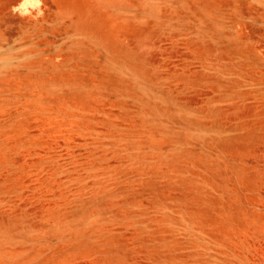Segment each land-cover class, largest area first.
I'll list each match as a JSON object with an SVG mask.
<instances>
[{"label": "rangeland", "instance_id": "rangeland-1", "mask_svg": "<svg viewBox=\"0 0 264 264\" xmlns=\"http://www.w3.org/2000/svg\"><path fill=\"white\" fill-rule=\"evenodd\" d=\"M0 264H264V0H0Z\"/></svg>", "mask_w": 264, "mask_h": 264}]
</instances>
